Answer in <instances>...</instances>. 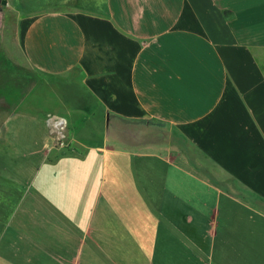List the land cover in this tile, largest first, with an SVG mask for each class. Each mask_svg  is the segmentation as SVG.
I'll return each mask as SVG.
<instances>
[{
	"label": "crops",
	"instance_id": "1",
	"mask_svg": "<svg viewBox=\"0 0 264 264\" xmlns=\"http://www.w3.org/2000/svg\"><path fill=\"white\" fill-rule=\"evenodd\" d=\"M7 1L0 264H264V0Z\"/></svg>",
	"mask_w": 264,
	"mask_h": 264
},
{
	"label": "rangeland",
	"instance_id": "2",
	"mask_svg": "<svg viewBox=\"0 0 264 264\" xmlns=\"http://www.w3.org/2000/svg\"><path fill=\"white\" fill-rule=\"evenodd\" d=\"M16 16L13 7L8 4L0 12V113L12 111L13 102L18 103L25 95L29 93L34 96L39 93L38 85L41 83V75L30 68L22 59L16 42ZM23 121L22 118H16L12 121ZM58 120L55 121V123ZM12 133L25 137L24 129L11 130ZM18 131V134L15 132ZM16 139V138H15ZM18 146L27 144L25 139H17ZM16 143V142H15ZM13 143V144H15ZM13 147V146H12ZM102 184V179H95V185ZM110 184L107 182V185ZM27 186L20 182L19 184H9L8 181L0 179V216L9 217L13 209H3L4 202L9 196L14 194V200L17 202L23 200L27 194ZM20 216V214L15 215Z\"/></svg>",
	"mask_w": 264,
	"mask_h": 264
},
{
	"label": "built area",
	"instance_id": "3",
	"mask_svg": "<svg viewBox=\"0 0 264 264\" xmlns=\"http://www.w3.org/2000/svg\"><path fill=\"white\" fill-rule=\"evenodd\" d=\"M63 124H64V122H63V120H58L56 123H55V125L57 126V127H61V126H63Z\"/></svg>",
	"mask_w": 264,
	"mask_h": 264
},
{
	"label": "water",
	"instance_id": "4",
	"mask_svg": "<svg viewBox=\"0 0 264 264\" xmlns=\"http://www.w3.org/2000/svg\"><path fill=\"white\" fill-rule=\"evenodd\" d=\"M7 5V1L6 0H2L1 1V6H6Z\"/></svg>",
	"mask_w": 264,
	"mask_h": 264
},
{
	"label": "flooded vegetation",
	"instance_id": "5",
	"mask_svg": "<svg viewBox=\"0 0 264 264\" xmlns=\"http://www.w3.org/2000/svg\"><path fill=\"white\" fill-rule=\"evenodd\" d=\"M1 1L2 0H0V12L2 11V8L4 7V6H1ZM7 1V0H6ZM7 5H8V1H7Z\"/></svg>",
	"mask_w": 264,
	"mask_h": 264
}]
</instances>
